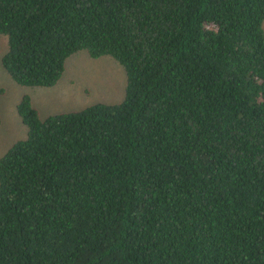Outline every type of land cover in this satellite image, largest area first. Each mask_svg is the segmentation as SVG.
Returning <instances> with one entry per match:
<instances>
[{"label": "trees", "instance_id": "1", "mask_svg": "<svg viewBox=\"0 0 264 264\" xmlns=\"http://www.w3.org/2000/svg\"><path fill=\"white\" fill-rule=\"evenodd\" d=\"M264 0H0L1 66L50 89L85 52L123 100L0 157V264H264ZM1 124V119H0Z\"/></svg>", "mask_w": 264, "mask_h": 264}, {"label": "rangeland", "instance_id": "2", "mask_svg": "<svg viewBox=\"0 0 264 264\" xmlns=\"http://www.w3.org/2000/svg\"><path fill=\"white\" fill-rule=\"evenodd\" d=\"M6 50V39L0 37V60ZM124 85V72L110 58L92 60L85 52L68 60L59 84L50 89H29L14 84L0 62V157L14 142L25 137L26 130L16 113V105L23 95L30 97L32 106L43 119L97 103H120Z\"/></svg>", "mask_w": 264, "mask_h": 264}]
</instances>
